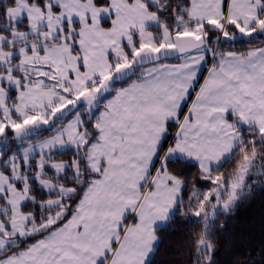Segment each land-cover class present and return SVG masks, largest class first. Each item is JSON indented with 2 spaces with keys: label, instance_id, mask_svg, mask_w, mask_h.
I'll return each mask as SVG.
<instances>
[{
  "label": "snow or ice",
  "instance_id": "1",
  "mask_svg": "<svg viewBox=\"0 0 264 264\" xmlns=\"http://www.w3.org/2000/svg\"><path fill=\"white\" fill-rule=\"evenodd\" d=\"M260 35L264 0H0V264H157L183 222L184 264H264L216 222L264 192V44L221 47Z\"/></svg>",
  "mask_w": 264,
  "mask_h": 264
},
{
  "label": "trees",
  "instance_id": "2",
  "mask_svg": "<svg viewBox=\"0 0 264 264\" xmlns=\"http://www.w3.org/2000/svg\"><path fill=\"white\" fill-rule=\"evenodd\" d=\"M262 44H264V35L254 37L251 43L247 41V38L237 39L234 44L222 41L221 47L225 51L234 49L237 52H243L251 47H258ZM174 59L175 58H172L170 60ZM42 134L46 136L49 133L43 132ZM60 158L61 157L59 156L57 157V159ZM235 160L236 157H233V160L226 164L222 171H230ZM198 171V167L190 165L185 173L189 179L188 188L185 189L184 192L185 200L191 195L192 178L197 175ZM196 187L201 192L207 191L208 187H210V183L200 180ZM192 219L195 220L196 218L193 217ZM221 221L226 222L229 232H231L234 227L243 223L245 230L248 233V236L245 237V243L251 242L258 248L262 239L261 227L264 225V192L257 191L253 198L240 202L233 215L228 217L221 216L216 222L219 224ZM175 227V231L166 232L161 240L159 253L155 257L157 264H184L187 259L184 245L189 235L197 230L196 225L191 222H183L182 225L177 223ZM227 253L228 249L221 246L217 255V260L223 262V264H230Z\"/></svg>",
  "mask_w": 264,
  "mask_h": 264
},
{
  "label": "crops",
  "instance_id": "3",
  "mask_svg": "<svg viewBox=\"0 0 264 264\" xmlns=\"http://www.w3.org/2000/svg\"><path fill=\"white\" fill-rule=\"evenodd\" d=\"M238 39H243V37H238ZM209 59H210V58H209ZM168 62H169V63H178L179 61L175 58L174 60H169ZM210 66H211L210 61H209L207 64H204V65L201 66V69H200V71H201V75H200V77H199V82H200V83H202L204 77L207 76V74H208V73H207V69H208ZM197 90H198V85H197ZM194 96H195V92L192 93V97H193V98H194ZM184 111H187V109L185 108Z\"/></svg>",
  "mask_w": 264,
  "mask_h": 264
},
{
  "label": "built area",
  "instance_id": "4",
  "mask_svg": "<svg viewBox=\"0 0 264 264\" xmlns=\"http://www.w3.org/2000/svg\"><path fill=\"white\" fill-rule=\"evenodd\" d=\"M210 63H211V59H210Z\"/></svg>",
  "mask_w": 264,
  "mask_h": 264
},
{
  "label": "water",
  "instance_id": "5",
  "mask_svg": "<svg viewBox=\"0 0 264 264\" xmlns=\"http://www.w3.org/2000/svg\"><path fill=\"white\" fill-rule=\"evenodd\" d=\"M173 58H175V57H173ZM172 59V58H171Z\"/></svg>",
  "mask_w": 264,
  "mask_h": 264
}]
</instances>
